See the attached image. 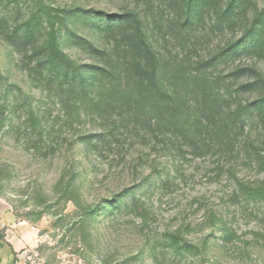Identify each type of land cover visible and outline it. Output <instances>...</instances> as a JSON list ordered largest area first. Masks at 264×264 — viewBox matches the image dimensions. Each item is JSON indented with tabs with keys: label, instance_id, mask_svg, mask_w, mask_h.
<instances>
[{
	"label": "rangeland",
	"instance_id": "obj_1",
	"mask_svg": "<svg viewBox=\"0 0 264 264\" xmlns=\"http://www.w3.org/2000/svg\"><path fill=\"white\" fill-rule=\"evenodd\" d=\"M259 75L264 0H0V199L34 262L264 264V101L228 117Z\"/></svg>",
	"mask_w": 264,
	"mask_h": 264
},
{
	"label": "crops",
	"instance_id": "obj_2",
	"mask_svg": "<svg viewBox=\"0 0 264 264\" xmlns=\"http://www.w3.org/2000/svg\"><path fill=\"white\" fill-rule=\"evenodd\" d=\"M38 244L36 225L18 218L8 202L0 199V264H36L33 255Z\"/></svg>",
	"mask_w": 264,
	"mask_h": 264
},
{
	"label": "trees",
	"instance_id": "obj_3",
	"mask_svg": "<svg viewBox=\"0 0 264 264\" xmlns=\"http://www.w3.org/2000/svg\"><path fill=\"white\" fill-rule=\"evenodd\" d=\"M135 16V32H136V36L137 38L141 41V45L143 46L144 50L146 51V53L148 54V60L147 63L143 66H140V78L142 79L143 82H145V85L147 86V88L149 89V91L153 94H155V96H157V98L159 99V101H163L166 103V105H169L171 102H173V95L168 93L166 90L162 89L161 87H159L158 85V80H157V60L155 57V53L153 51V49L149 46V44L147 43L143 30H142V22L139 19L138 15L136 13H134ZM62 55V57L68 62L70 61L66 56H64L62 53H60ZM250 70V69H248ZM239 71V70H238ZM242 71V70H241ZM260 76V75H259ZM262 81V83H264V79L261 78L260 76V80L258 81H249V82H244L241 85V88L246 89L247 91L250 90V88L255 85V84H259ZM264 100L261 99H256L253 101L248 102L246 105H239L237 106L234 110L230 111L228 113V117L231 119L232 123H235L234 121L237 120L238 118H240L241 113L243 112V110L248 109L252 106H254L256 109L261 110V105L263 103Z\"/></svg>",
	"mask_w": 264,
	"mask_h": 264
}]
</instances>
